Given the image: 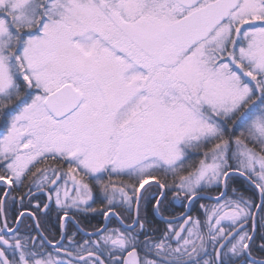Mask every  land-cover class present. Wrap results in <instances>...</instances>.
Masks as SVG:
<instances>
[{
    "label": "snow or ice",
    "instance_id": "6c2138e0",
    "mask_svg": "<svg viewBox=\"0 0 264 264\" xmlns=\"http://www.w3.org/2000/svg\"><path fill=\"white\" fill-rule=\"evenodd\" d=\"M0 113V182L41 172L64 218L100 192L131 219L55 255L4 219L0 264H237L264 240V0H0ZM234 168L259 204L223 184L203 220L150 234L144 202L190 204Z\"/></svg>",
    "mask_w": 264,
    "mask_h": 264
},
{
    "label": "trees",
    "instance_id": "16d2710c",
    "mask_svg": "<svg viewBox=\"0 0 264 264\" xmlns=\"http://www.w3.org/2000/svg\"><path fill=\"white\" fill-rule=\"evenodd\" d=\"M10 117V116H9ZM7 117V119L9 118ZM9 120V119H8ZM4 122H5V117L2 113H0V132H3L5 130L4 127ZM193 159H198V157H193ZM51 162V161H47ZM234 170H236L234 168ZM227 189L229 192V195L231 196L233 192H235L237 195H243L245 198H250L253 199L255 203L258 204L259 202V194L258 191L255 189L254 186H252L248 181H246L244 178H242L239 175H231L229 176L227 180ZM212 194V195H218L222 191V186L220 188H214V189H208L206 190V193ZM168 195L162 202L161 206L159 207L160 212L164 215L167 216H173L178 212V207H175L173 204V201L171 200V195L173 192L168 191ZM99 193V192H98ZM14 197V195H13ZM13 197L10 198V203L9 206L5 209V213L7 216L10 218L11 221H13L12 224H14L15 221V213L19 212L18 209H15L16 207L13 206L15 203V199ZM203 202L206 203L207 205H214L216 203L215 200L212 199H206V198H198L195 201V206L196 208L198 207V203ZM24 203V202H23ZM154 204L155 201H152L151 203L144 202L141 208V219L145 223L146 228L150 230V234L153 235L154 237H159L168 227V223L162 221L159 219L155 213H154ZM102 209V210H101ZM106 208L102 207L101 202H97L96 210L95 211H88V212H83L81 213V216L78 217V221L82 224L83 227L85 228H92V229H98L102 223H103V216ZM121 211V210H120ZM73 217L76 218L75 216V211L71 212ZM259 215V214H258ZM41 227L46 231V233L52 238L53 236H56V238H59L60 236V220H59V215L56 214L54 219L48 220L46 216L41 217ZM204 217L200 215V219L202 220ZM77 219V218H76ZM125 219V221L130 222L131 219ZM113 221L108 225L109 229L113 228H120L123 230L122 225H120L117 220L112 219ZM29 220L28 222H30ZM28 222H24L20 230L17 231V234L20 238L23 240H27L29 237H31V234L29 231L32 228V232H35L34 227L32 224L29 225ZM247 228V227H246ZM138 230V229H137ZM257 235L254 236V241L255 243L250 244V251L251 255L256 257V258H264V248L261 247L262 244H264V240L260 239V229H257ZM66 237H73L75 241L83 242L84 240L89 239L88 236L82 235L74 226L72 222L68 223V226H66ZM96 238V237H95ZM92 238V239H95ZM64 245L65 248H70L71 245L69 244V241L67 239L64 240ZM47 250L49 252H52L53 255H55V249L58 247H49L46 246ZM257 264L253 263L250 260L247 259V257H243L237 261V264Z\"/></svg>",
    "mask_w": 264,
    "mask_h": 264
},
{
    "label": "flooded vegetation",
    "instance_id": "af4514ba",
    "mask_svg": "<svg viewBox=\"0 0 264 264\" xmlns=\"http://www.w3.org/2000/svg\"><path fill=\"white\" fill-rule=\"evenodd\" d=\"M49 161H51V160H49ZM37 166L43 171V170H45L48 167H53V168L56 167V164H55V162L51 161V162H47L46 164H39ZM40 174H41V172H37L35 177L32 178V181H25L24 184H22L20 186H16L15 184L14 185H6L4 182H0V201L3 202L2 203V208H0V223H2L4 219H6L7 223H8V227H10L11 229H14L16 227L18 221L20 220L17 229H15L16 232H17V231L20 230V227H21V225L24 222H28L29 220H31L28 223H29V225L32 224V226L35 229L34 230L35 232H32L33 231L32 228L29 230V231H31L30 232L31 238L38 240L40 238L41 234H39V232H38V230H37V228L35 226L33 218L29 214H24L23 216H21L24 212L28 211V212L33 213L35 215L36 220H37V222L39 224V227H40V229H41V231L43 233V236L46 237L48 240L52 241V243H56L57 241L60 240L61 235H62L61 226H62V220H63V212H62L61 209H59L57 206H55L54 203L51 200H50L51 203L48 206V208L43 211V208L49 202L48 189L51 186L48 185L47 182H46V184H43V185H40V186H38V185L35 186L36 182H37L36 179L38 178V176ZM33 181H34V183H33ZM43 191H47V192H43ZM155 191H157V189H153V192H155ZM5 192L9 193V195L8 196H4ZM165 192H166V196H167L168 193H169L168 190H165ZM101 194H103V193H100V192L99 193L98 192L94 193L95 202L92 204V207L95 208V209H96L98 200L102 196ZM13 195H14L15 203H17L15 205L13 204V206H15L16 207L15 209H18L19 212L15 213V215H14L15 221H14V224L11 225V223H13V221H11L10 218L7 216V214L5 213V209L9 206L10 198L13 197ZM170 197H171V200L173 201V204L175 205V207H178V209H179L178 212L175 215H173V216H167V215L162 214L160 212V209L158 211L163 217L176 218L177 220H174V221H165V220H163L161 217H159L155 213V204H154V213L162 221L167 222V223L171 222L172 226L174 228H176L178 225L183 223V218L185 216H187V215H191L194 219L195 218H200V215L204 217V208L201 207V203L202 202L198 203V207L197 208L195 206V201L198 198L193 200L190 203V205L188 206V202L186 200L180 198V199H178L179 200L178 201L177 197L175 196V193L172 194ZM164 199H163V201H164ZM99 202H101L103 208L107 209L108 206H107L105 201H99ZM120 210L121 209H119V208L113 209V211L116 212V213H119ZM81 213H83V211H75V216H76L77 219L73 217L72 213L71 214L69 213L68 215L72 216L76 220V222L79 224V226L85 231H88V232L97 231V230L101 229L106 223V217L104 215L103 216V223L98 229L85 228L78 221V217L81 216ZM56 214L59 215V220H60V236H59V238H56V236H53L51 238L46 233V231L44 229H42V227H41V224H40L41 220H42L41 217L44 215V216H46L48 218V220H50V219H54ZM120 218L123 219L122 217H120ZM112 219L117 220V222L120 224V222L118 221V219L114 215H109L108 219H107V225H106L107 228H108V225L113 221ZM67 221L68 222H72L69 219L65 220V222H67ZM123 221L126 224H130L131 223V221L127 222V221H125V219H123ZM74 226L76 227V229L82 235L88 236L87 234L83 233L75 224H74ZM8 235L10 237L11 233H9ZM65 237H66V225H65ZM95 237H96L95 235H92V238H95ZM62 242H64V240ZM47 246L54 248L51 245H47ZM55 247H59V245L55 246Z\"/></svg>",
    "mask_w": 264,
    "mask_h": 264
},
{
    "label": "water",
    "instance_id": "95a60500",
    "mask_svg": "<svg viewBox=\"0 0 264 264\" xmlns=\"http://www.w3.org/2000/svg\"><path fill=\"white\" fill-rule=\"evenodd\" d=\"M231 175H239V176H241L242 178H244L246 181H248L252 186H254L249 180H248V178H247V176H245V175H243L240 171H237V170H231L230 171V173H229V176H231ZM229 176H228V178H229ZM228 178H226V180L225 181H223L222 182V191L224 190V188H223V184H226L227 183V180H228ZM146 187H148V186H146ZM256 189V188H255ZM257 190V189H256ZM258 191V190H257ZM43 192H47V191H43ZM217 196H219V195H212V194H209V193H205V192H202L199 196H197L196 198H194L193 200H195V199H197V198H206V199H212V200H215L214 198L215 197H217ZM192 200V201H193ZM50 203H51V201H50V199H49V202L47 203V207H44L43 208V211L44 210H46L47 208H48V206L50 205ZM260 203V197H259V202H258V204ZM190 204L188 203V206H189ZM155 213L159 216V217H161L163 220H165V221H174V220H177L176 218H167V217H163L160 213H159V211L157 210V208L155 207ZM24 214H29L32 218H33V220H34V223H35V226H36V228H37V230H38V232H39V234H41V235H43V233H42V231H41V229H40V227H39V224H38V222H37V220H36V217H35V215L33 214V213H30V212H28V211H26V212H24L21 216H23ZM109 215H112L111 213H109ZM108 215V216H109ZM257 215H258V213H257ZM108 216L106 217V223H105V225L101 228V229H103V228H105L106 227V225H107V219H108ZM115 216V215H114ZM117 219H118V221L120 222V224L122 225V223H121V221H122V219L119 217V216H115ZM66 219H69V220H71L83 233H85V234H95L97 231H92V232H88V231H85V230H83L80 226H79V224L76 222V220L72 217V216H69L68 215V217L67 218H64L63 217V220H62V226H61V229H62V234L65 236V220ZM20 221V220H19ZM19 221H18V223H17V225H16V227L13 229V230H15V229H17V227H18V225H19ZM123 224H126L124 221H123ZM245 227H247V225L245 226ZM59 244H57V243H52L51 244V246H53V247H55V246H58ZM250 261H252V262H255V263H258V264H264V258H256V257H254V256H252L251 255V257L249 258V257H247Z\"/></svg>",
    "mask_w": 264,
    "mask_h": 264
},
{
    "label": "rangeland",
    "instance_id": "374dc122",
    "mask_svg": "<svg viewBox=\"0 0 264 264\" xmlns=\"http://www.w3.org/2000/svg\"><path fill=\"white\" fill-rule=\"evenodd\" d=\"M8 119H9V121H10L11 117H9ZM46 174L49 175V176L51 175L50 173H46ZM36 180H37V182H36V185H35V186H37V185L40 186V185L46 184V182H47L41 174L38 176V178H37ZM214 188H215V186H208L206 189H204V192H206V190H208V189H214ZM207 193H208V191H207ZM173 194H174V192H173ZM101 195H102V196L100 197V199H99L98 201H105V200H104V196H103V194H101ZM180 198L186 200L182 194H181ZM180 198H177V200L180 199ZM94 201H95V197H94ZM178 201H179V200H178ZM105 202H106V201H105ZM106 204H107V203H106ZM201 205H203L204 208H210V207H211V205H209V204L207 205L206 203H203V202L201 203ZM101 210H102V209H101ZM72 211H75V210H69V213L71 214ZM204 218H205V217H204ZM204 218H203V219H204ZM203 219H202V220H203ZM68 223H69L68 221L65 222V225L68 226ZM9 228H10V227H9ZM210 251H211V249H210ZM246 264H247V263H246Z\"/></svg>",
    "mask_w": 264,
    "mask_h": 264
}]
</instances>
